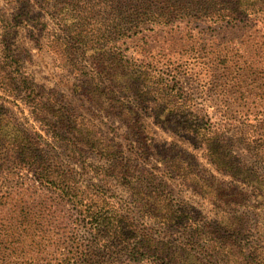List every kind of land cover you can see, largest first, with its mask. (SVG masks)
<instances>
[{
	"label": "rangeland",
	"instance_id": "rangeland-1",
	"mask_svg": "<svg viewBox=\"0 0 264 264\" xmlns=\"http://www.w3.org/2000/svg\"><path fill=\"white\" fill-rule=\"evenodd\" d=\"M83 1L0 0L1 14L16 24L10 43L21 63L0 68V112L41 140L47 159L86 196L72 202L15 159L0 165V264H60L87 248L84 203L98 198L152 246L136 259L115 251L110 236L103 264H157L153 251L165 241L192 264H264V0H207L204 9L120 39L111 16ZM75 29L82 49H107L75 57L83 72L55 45V35ZM2 54L0 44V61ZM100 66L113 67L112 75ZM35 115L56 117V140ZM93 125L105 145L124 151L116 176L103 171L115 160L80 133ZM59 134L67 147L83 146L88 163L77 164Z\"/></svg>",
	"mask_w": 264,
	"mask_h": 264
},
{
	"label": "trees",
	"instance_id": "trees-1",
	"mask_svg": "<svg viewBox=\"0 0 264 264\" xmlns=\"http://www.w3.org/2000/svg\"><path fill=\"white\" fill-rule=\"evenodd\" d=\"M87 8H91V12L96 13H108L111 16L110 31L120 39L124 35L127 36L134 30L135 32L140 31L143 27L148 24L160 25L168 24L174 18L179 17L183 13L189 11H199L206 8L207 0H85ZM1 21L3 26L0 32V44L3 50L4 58L0 61V68L4 70L6 67H12L17 64L19 68L21 63L18 58V54L14 53L10 42L14 33L16 24L12 19L7 18L1 14ZM76 34L68 32L67 36L60 37L55 35L54 38L57 41L55 45H62L63 52L66 55L67 64H72V68L83 72V67L75 62V57L80 56L83 51L88 52L89 50H96L103 56L106 55L105 46H89L82 49L84 44V37H79L81 32L79 29H75ZM104 32H99V36L104 37ZM60 41V43L58 42ZM103 45V44H102ZM82 49V50H81ZM12 57V58H11ZM100 73L103 75H112L113 67L107 68L100 66ZM20 75L23 81H28V74L23 73L20 70ZM115 75V73H114ZM116 78L113 80L115 81ZM78 87V86H77ZM100 88V84H97ZM32 102L28 99L27 102ZM98 105L96 100H93ZM7 109V108H6ZM5 109V110H6ZM38 109V108H37ZM52 112L57 113L59 116L62 115V108L52 107ZM35 113L38 110H33ZM157 112V110H156ZM8 112H0V165L11 163L12 159L16 160V163H20L21 166L24 164L29 170L34 171L39 178L40 182L47 183L51 188L58 190L63 196H68V199L75 203H83V198L86 196L82 194L81 188L73 183L74 178L72 174L65 173L63 169H60L56 164H52L47 158V151L44 148V144L41 140L35 139L32 135L28 134L19 124L13 122ZM157 114H159L157 112ZM37 119L45 121L47 125V133L51 138L56 140L58 132L52 131L54 128V119L56 117H50L48 115L39 117L35 115ZM167 117V116H166ZM127 119V123L135 129L141 128V125H137V119ZM168 119V118H166ZM94 132L91 130L80 132L84 134L86 143L88 146L95 151L97 154H105L109 159L115 160L112 167H107L103 171L109 175H118L121 171L122 160L121 155L124 151L121 149V145L117 142L108 143L105 145L104 141L107 139L105 135L101 133L97 125H93ZM91 127V128H92ZM72 132V129H71ZM59 140L66 145V137L59 134ZM57 139V140H58ZM207 137L203 139L206 142ZM73 140V139H72ZM209 144H207L208 146ZM66 150L69 152L71 158L74 161L84 166L88 163V156L86 155L85 148L79 145L75 140L71 141L69 147L66 145ZM13 163V162H12ZM133 166V165H132ZM118 170H115L117 168ZM132 168V167H131ZM130 169V168H129ZM4 195L0 198L3 199ZM7 198L10 197L6 195ZM2 200L0 205H2ZM108 202L105 199H91L86 200L84 203V211L87 213L88 224H90L89 231L92 234L91 242L88 247L79 251L78 254L70 256L66 255L60 264H103L104 260L100 259L102 252L112 249L113 244L108 241L110 236L114 237L113 241L116 242L117 249L115 251L126 253L128 257H137L136 259L146 256L152 246H150L143 238V232H140L138 226L133 222H128V227L124 226V216L117 210L114 214H110L111 209L107 207ZM116 223V224H114ZM142 236V237H141ZM73 243L77 246L81 245L78 238L73 237ZM129 238H133L134 241L130 244ZM155 261L157 264H192L189 258L185 260H179L176 250L173 249V244L169 241H165V244L161 248H157L153 251Z\"/></svg>",
	"mask_w": 264,
	"mask_h": 264
}]
</instances>
